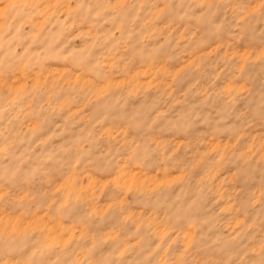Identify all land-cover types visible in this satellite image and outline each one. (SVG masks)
Masks as SVG:
<instances>
[{
  "label": "rangeland",
  "instance_id": "obj_1",
  "mask_svg": "<svg viewBox=\"0 0 264 264\" xmlns=\"http://www.w3.org/2000/svg\"><path fill=\"white\" fill-rule=\"evenodd\" d=\"M0 264H264V0H0Z\"/></svg>",
  "mask_w": 264,
  "mask_h": 264
}]
</instances>
